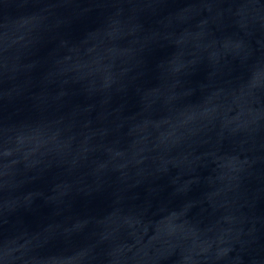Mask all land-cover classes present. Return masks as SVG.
<instances>
[{
	"label": "water",
	"instance_id": "obj_1",
	"mask_svg": "<svg viewBox=\"0 0 264 264\" xmlns=\"http://www.w3.org/2000/svg\"><path fill=\"white\" fill-rule=\"evenodd\" d=\"M0 264H264V0H0Z\"/></svg>",
	"mask_w": 264,
	"mask_h": 264
}]
</instances>
